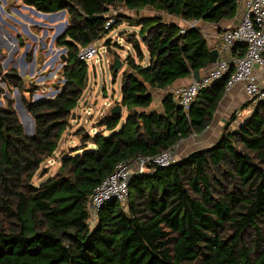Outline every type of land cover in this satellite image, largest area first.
<instances>
[{"label":"trees","instance_id":"obj_1","mask_svg":"<svg viewBox=\"0 0 264 264\" xmlns=\"http://www.w3.org/2000/svg\"><path fill=\"white\" fill-rule=\"evenodd\" d=\"M19 1L47 14L67 12L68 26L56 39L67 54L57 95L23 98L35 120L34 135L25 133L11 102L0 107V264H264V100L252 108V100L244 102L214 145L134 175L127 204L107 202L90 223L91 197L119 163L158 155L202 134L227 94L229 74L201 90L188 111L178 104L169 87L202 72L212 49L198 26L181 32L165 16L218 24L237 16L239 0ZM119 8L155 15L129 16ZM110 18L116 21L107 28ZM122 22L139 30L120 33L136 56L126 59L122 99L99 120L111 133L78 129L83 145L93 147L64 152L57 172L35 184L88 86V62L78 57L80 49ZM105 44L121 58L112 39ZM245 51L241 45L233 54ZM112 72L116 78L113 64ZM0 81L7 89L24 90L25 80L1 62ZM151 89L166 92L164 114L151 109ZM5 91L0 85V97ZM118 104L126 113L121 128L124 113L111 114ZM246 109L251 110L239 118Z\"/></svg>","mask_w":264,"mask_h":264},{"label":"rangeland","instance_id":"obj_2","mask_svg":"<svg viewBox=\"0 0 264 264\" xmlns=\"http://www.w3.org/2000/svg\"><path fill=\"white\" fill-rule=\"evenodd\" d=\"M12 2L13 0H0V62L4 70L5 67L15 69L21 79L25 80V84L24 90L20 91L15 86L7 89L5 84L0 81V85L6 89L0 97V107L6 106L8 101L11 102L23 122V119L27 116L19 103L20 101L24 102V97L34 101L41 98H52L58 93L56 86L64 84L62 70L65 62L63 56L67 54V50L57 45L56 35L63 32L64 26H68L65 25V22L68 21V15L67 12L65 16H62L60 12L57 15H51L28 5H25L26 9L15 12L9 9ZM117 10H121V13L126 11L124 8ZM113 13L114 11L111 12V15ZM123 31L138 32V30H132L129 25H119L103 39L96 42L99 55L92 60H88V86L75 110V117L71 121L72 125L65 131L55 157L42 164L34 178L35 184H40L57 172L60 167V158L64 152L71 153L79 148L80 150L73 152V154L82 153L93 147L91 144L83 145L81 135L76 134L78 129L84 127L85 131L91 135L100 130L104 131L106 135L111 133L99 127V120L110 111L111 106L122 99L121 80L123 73L127 70L126 59L129 55L136 56L126 38L121 37L120 33ZM110 39H112V49L120 55L122 61L116 78L112 72V64L116 60V56L107 52L105 44ZM117 39H122L123 43H118ZM144 51L146 54L145 60L148 62V51L147 49ZM32 90L37 91L30 93L29 91ZM248 100H242L238 103L233 112L229 114V118ZM250 110L239 111L237 115L242 118ZM125 117L126 113H124V119L119 128L122 127ZM29 126L32 127L31 122ZM204 136V133L192 135L190 138L192 143L189 145H193L194 149L197 148L196 146L199 148L206 147L207 139Z\"/></svg>","mask_w":264,"mask_h":264},{"label":"built area","instance_id":"obj_3","mask_svg":"<svg viewBox=\"0 0 264 264\" xmlns=\"http://www.w3.org/2000/svg\"><path fill=\"white\" fill-rule=\"evenodd\" d=\"M114 18L107 22V28L115 23ZM198 21H191L187 27H196ZM183 28L181 32H185ZM123 43L122 39L116 40ZM244 45L243 55L234 56L233 52ZM216 63L206 70L199 79L193 78L188 84L175 87L172 92L178 104L188 111L201 90L210 87L217 80L229 74L227 91L238 84L244 86L251 107L264 100V0H244L243 17L236 26L228 28L223 34ZM99 55L96 43L82 47L78 53L81 60L94 59ZM177 160L176 148L161 152L155 156H138L131 161L119 163L95 189L90 201V223L94 224L98 211L109 201L127 204L129 184L134 175L150 172L151 167L168 166Z\"/></svg>","mask_w":264,"mask_h":264},{"label":"crops","instance_id":"obj_4","mask_svg":"<svg viewBox=\"0 0 264 264\" xmlns=\"http://www.w3.org/2000/svg\"><path fill=\"white\" fill-rule=\"evenodd\" d=\"M243 1L244 0H239V12L237 16L233 19H227L223 20L218 24H213V23H208L204 21H198V27L202 30L203 34L205 35L209 47L213 49L219 50L220 47L222 46L223 43V34L226 29L231 28L233 26H236L240 23L242 17H243ZM9 4V3H8ZM7 4V6H8ZM11 10H14L15 12H20L19 10L21 9H26V6L21 3L19 0H13L12 4L10 3V8ZM10 14V12L8 11ZM125 14L129 16H151L155 15L154 12L151 10H142V11H131V10H126L124 11ZM53 15V14H52ZM166 19L169 22L176 23L180 25L182 28L187 27V24L189 23L188 21H185L180 18H176L173 16H165ZM59 25V24H57ZM120 25H129L128 22H122ZM130 26V25H129ZM132 30H139V27L135 26H130ZM147 47L143 45V51L146 50ZM148 51V50H147ZM145 54V51H144ZM149 54V53H148ZM236 56V55H234ZM146 57V54H145ZM146 64V60L144 61ZM213 65L207 66L201 73V75L206 72L209 68H211ZM6 70V68H5ZM194 78L193 73L189 75L187 78L184 79H179L177 80L172 86L169 87V90H173L175 87L183 85V84H188L192 81ZM151 92L153 93L154 97V102L152 104L151 109L164 114L165 110L163 107V97L166 94L165 91H157L155 89H151ZM248 99L245 91H244V86L242 84L236 85L234 88L231 90L227 91V94L225 95L223 101L221 102V105L215 115V119L211 126H209L203 133L205 134L204 138L207 139L206 141V147H210L216 143L218 140L221 130L223 129L224 124L229 118V114H231L234 110V108L240 103L242 100ZM123 113L125 111L123 110ZM192 137V136H191ZM190 137V138H191ZM190 138L187 140L181 141L179 144L176 145V155L177 159L181 158L182 156L188 154L189 152L193 151L191 149L193 148V145H189L192 143V140L190 141ZM198 149L199 147L196 146ZM205 148V147H204ZM190 149V150H189ZM195 150V149H194Z\"/></svg>","mask_w":264,"mask_h":264},{"label":"water","instance_id":"obj_5","mask_svg":"<svg viewBox=\"0 0 264 264\" xmlns=\"http://www.w3.org/2000/svg\"><path fill=\"white\" fill-rule=\"evenodd\" d=\"M60 13H62V16H65L66 15V11L65 10H63V11H61ZM58 13H53V15H57ZM52 15V14H51ZM65 25H68V21H66L65 22ZM65 27V26H64ZM63 27V29H62V31L64 32L65 31V29H66V27L64 28ZM62 32V33H63ZM61 33V34H62ZM61 34H57L56 36H57V38L61 35ZM55 36V37H56ZM27 52V51H26ZM218 55H219V51L217 50V49H213V50H211V52H210V61H209V63L207 64V66H210V65H214L215 63H216V61H217V58H218ZM121 65H122V61L120 60V59H116L115 61H114V63H113V68L116 70V71H119V69L121 68ZM206 66V67H207ZM6 69H8V67H5ZM193 75H194V78H196V79H199L200 77H201V73H200V71H196V72H194L193 73ZM18 90V89H17ZM19 105L24 109V113L26 114V115H28L31 119H32V127H30L29 126V124L27 125V126H24V128H25V133L28 135V136H32V135H34L35 134V120H34V118L32 117V115L28 112V110L26 109V107H25V104H24V102H22V101H20V103H19ZM123 113V107H122V105H120V104H118V105H115L113 108H112V110H111V114H119V115H121ZM75 117V113L73 114V118ZM22 122V121H21ZM22 124H23V122H22ZM24 125V124H23Z\"/></svg>","mask_w":264,"mask_h":264},{"label":"bare ground","instance_id":"obj_6","mask_svg":"<svg viewBox=\"0 0 264 264\" xmlns=\"http://www.w3.org/2000/svg\"><path fill=\"white\" fill-rule=\"evenodd\" d=\"M26 116H27V118L23 119V123H24L25 126H27L30 122L33 123V122L31 121L32 119H31L28 115H26ZM28 117H29L30 119H29Z\"/></svg>","mask_w":264,"mask_h":264}]
</instances>
